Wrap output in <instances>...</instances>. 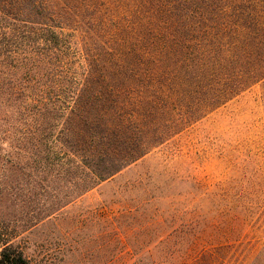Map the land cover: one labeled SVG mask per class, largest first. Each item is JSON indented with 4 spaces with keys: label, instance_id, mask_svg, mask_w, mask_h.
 <instances>
[{
    "label": "rangeland",
    "instance_id": "374dc122",
    "mask_svg": "<svg viewBox=\"0 0 264 264\" xmlns=\"http://www.w3.org/2000/svg\"><path fill=\"white\" fill-rule=\"evenodd\" d=\"M119 8L105 6V16L121 17ZM87 42L93 56L107 47ZM79 83L42 96L55 109L40 116L23 94L0 88V237L34 264H255L264 249V83L65 205L77 189L62 168L61 109Z\"/></svg>",
    "mask_w": 264,
    "mask_h": 264
},
{
    "label": "trees",
    "instance_id": "16d2710c",
    "mask_svg": "<svg viewBox=\"0 0 264 264\" xmlns=\"http://www.w3.org/2000/svg\"><path fill=\"white\" fill-rule=\"evenodd\" d=\"M129 1L0 0V88L40 116L55 109L42 96L80 82L61 109L62 168L77 189L65 205L264 83V0ZM86 38L107 47L93 56ZM0 264L34 263L2 236Z\"/></svg>",
    "mask_w": 264,
    "mask_h": 264
}]
</instances>
